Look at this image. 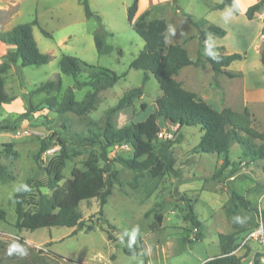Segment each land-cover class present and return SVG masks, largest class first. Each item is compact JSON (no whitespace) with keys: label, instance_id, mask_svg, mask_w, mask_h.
<instances>
[{"label":"rangeland","instance_id":"obj_1","mask_svg":"<svg viewBox=\"0 0 264 264\" xmlns=\"http://www.w3.org/2000/svg\"><path fill=\"white\" fill-rule=\"evenodd\" d=\"M258 1L235 0L237 13H234L230 7L216 9L221 0H137V12L132 22L144 11L151 10L146 21L164 20L166 45L184 48L191 62L197 59L199 32L185 15L198 22L200 30L208 26L222 29L224 36H207L206 52L241 55L242 60L228 67V71L236 76L215 75L204 62L203 68L191 65L181 69L174 79L184 90L194 93L213 109L220 111L221 107H226L239 112L245 92L264 89V67L260 53L255 49L256 45L261 46L264 25L260 16L252 20L245 16L246 9ZM87 2L91 12L100 20L86 19L77 0H0V33L36 21L37 25L32 27L33 38L39 51L50 57L46 65L14 66L3 75L4 92L13 100L0 105V129H6L0 132V164L7 167L13 180L0 183V210L5 213V218L0 219V264H33L35 257L47 264H143L144 260L146 264H202L219 254V234L233 235L234 254L241 258V264H253L255 253L261 254L259 264H264V243L246 240L259 222L264 234L263 210L254 203L250 204L257 208V215L238 208L235 228L231 215L226 213L231 191L241 196L246 194L250 201L256 200L259 187L252 186L250 180H258L263 161L244 159L240 147L234 142L227 155L195 154L193 149L202 135L199 127H179L162 120L159 121L162 129L158 138L173 142L171 154L175 160V174L166 172L160 178H152L147 172L136 174L113 163L111 169L116 173V179L102 215L98 214V200H91L80 203L82 225L75 232L68 228L18 232L13 227L16 214L9 199L27 178L45 185L47 176L38 166H48L58 156V134L88 136L89 130L104 125L108 112L117 106L125 93L140 87V96L134 98L129 107L114 112L109 118L116 129L141 122L155 111V101L162 94L152 75L149 74L148 81L142 84L143 72L129 69L144 47L127 22V10L133 0ZM41 30L48 33L49 38L44 37ZM95 32L106 33L105 42L112 47L110 54H97L93 39ZM4 48L0 44V61ZM62 56L74 57L94 70L105 68L124 76L113 87L98 94L99 102L94 110L81 117L73 113L57 117L47 109L45 100L54 97L61 102L66 88L73 85L70 77L60 74L58 61ZM58 76L61 81L59 91L31 94L45 82L56 81ZM78 80H86V73ZM88 91L91 88L75 90V100L81 101ZM28 102L33 107L32 114L28 120L18 123L17 116L26 111ZM249 106L260 125L255 122L252 126L264 134V102L250 100ZM41 141L47 142L48 149L37 162L34 157ZM6 143H11L19 154L15 161L4 159L2 149ZM254 143L260 144L258 141ZM75 151L78 155L66 161L62 172L64 179L59 186L70 179L73 168L82 173L77 184L85 182L84 162L89 158H95L99 167L104 165L98 145ZM117 155L130 158L131 151L121 147L108 151V158ZM35 190L32 188V193ZM40 191L46 196L52 193L45 187ZM188 205L201 224L199 231L185 219ZM154 213L161 215L162 221L160 228L152 231L150 225ZM107 235L111 237L110 241ZM125 239L139 248L137 255L124 254L128 248ZM13 244L25 249L27 255L21 256L17 252L9 255Z\"/></svg>","mask_w":264,"mask_h":264},{"label":"trees","instance_id":"obj_2","mask_svg":"<svg viewBox=\"0 0 264 264\" xmlns=\"http://www.w3.org/2000/svg\"><path fill=\"white\" fill-rule=\"evenodd\" d=\"M82 7L86 19L95 18L100 20L97 14L91 12L87 0H77ZM176 2V0H173ZM137 0L127 10V22L134 33L143 41L144 47L137 57L131 62L129 69L143 72L142 84L148 81L149 74L153 76L161 91V96L155 101V111L141 122H136L122 128H114L109 115L116 111L127 108L131 101L141 94V87L134 88L125 93L119 100L117 106L108 112V117L102 127L88 131V136L80 134H58V146L60 152L53 158L48 166L38 169L43 171L47 180L42 186L38 182L27 178L25 182L17 188L11 195L9 201L14 206L16 221L13 227L18 231H35L43 228H68L76 229L82 225V215L79 210L81 202L98 200V214L102 215L103 207L107 202V197L111 195V190L116 179V173L111 166L117 163L123 168L142 174L147 172L152 178H160L166 172L175 174V160L171 154L173 142L161 140L158 134L161 132L160 120L179 127H199L202 135L198 144L194 147L195 154H208L223 156L227 155L232 142L236 143L244 159L250 161H264V134L257 131L253 126L252 117L247 109L243 112H234L225 108L221 111L213 109L210 105L198 98L194 93L184 90L174 79L179 71L185 67L194 65L204 67V62L210 66L215 75H226L229 78L234 76L225 72L224 69L235 61H240L243 57L239 54L213 55L206 52L207 36H224L225 32L214 26H208L205 30H200L199 23L185 15L190 24L199 32V48L195 62H191L184 48L179 45H166L165 32L166 24L162 19H152L146 21L151 10L141 13L136 21L133 18L137 12ZM230 7L237 13L235 0H221L215 6L216 9ZM264 7V0H259L249 6L245 11L248 20H252L254 14ZM37 22L19 24L8 32L0 33V44L7 47L5 54L0 61V105L9 103L13 98H9L4 92L3 75L14 66L20 68L39 67L49 63L50 57L39 51L32 35V27ZM44 37L49 38L48 33L41 30ZM105 32H95L94 46L97 54L108 55L112 52V47L105 42ZM260 62L264 67V35L260 48ZM60 74L70 77L73 85L67 87L61 102H57L54 97L47 98L45 104L48 110L53 111L57 117L65 113H73L76 116H84L99 102L98 94L113 87L124 75H116L105 68L94 70L78 59L71 56H62L58 61ZM86 73V80L79 81L78 77ZM61 81L58 76L56 81H47L31 91L32 95L40 93H50L59 91ZM89 87L91 91L86 92L81 101H76L74 91ZM33 107L27 103L24 113L17 116V122L28 120L32 114ZM65 128V126H62ZM15 128L13 127L12 130ZM1 128L0 132L5 131ZM254 141L260 142L256 145ZM98 145L100 157L104 162L103 167L97 165L95 158H89L84 162L85 182L77 184V179L82 175L79 169L73 168L70 172V179L62 181L63 169L66 161L78 155L77 148ZM126 146L131 151L130 158L115 156L108 158V151L116 147ZM70 147V149L68 148ZM48 144L41 141L38 154L34 157L38 162L41 154L46 152ZM2 155L7 161H15L19 154L13 150L11 143L3 145ZM264 175V164L261 167ZM13 180L6 166L0 164V183H8ZM42 187L47 188L52 193L46 196L41 193ZM36 192L32 193L31 189ZM244 209L248 212L259 214L256 207L244 199L243 196L234 191L230 192L226 213L231 215L232 227L237 226L236 210ZM185 219L191 225L200 230L201 224L195 218L192 207L188 205ZM147 215V214H146ZM5 218V213L0 210V219ZM154 221L150 225L152 231L158 230L162 217L154 213ZM90 230V229H89ZM110 241L111 237L107 235ZM23 243V240H19ZM128 248L123 252L127 256L137 255L139 248L130 244L129 239H125ZM219 254L208 259L202 264H241V258L235 253L236 244L233 235H218ZM53 257L60 258L57 254L51 253ZM261 254L255 253L253 264L260 263ZM36 260V261H35ZM47 264L43 259L33 260V264ZM143 264H146L144 260Z\"/></svg>","mask_w":264,"mask_h":264},{"label":"crops","instance_id":"obj_3","mask_svg":"<svg viewBox=\"0 0 264 264\" xmlns=\"http://www.w3.org/2000/svg\"><path fill=\"white\" fill-rule=\"evenodd\" d=\"M263 10H264L263 7L260 8V10H259L258 12H256V13L254 14L253 18H252V19H254V18H256L257 16H260V17H261V21H262V25H264V12H263ZM260 38H261V40H262L263 35H260ZM1 45H2V44H1ZM3 47H5L4 49H5V52H6L7 47L4 46V45H3ZM260 47H261V46H260ZM260 47H259L258 45H256V47H255L256 51H259V53H260ZM1 49H3V48H1ZM5 52L2 53V55H4ZM0 55H1V52H0ZM230 65H231V64H230ZM228 67H229V66H228ZM228 67L225 68L224 71L227 72V73H229V74H231V75H233V76H236V75H234V74H232L231 72L228 71ZM221 75H223V74H220V75H218V76H221ZM225 76H226V75H225ZM250 100H251V102H252L253 100H257V101H261V100H262V103H263V102H264V89L260 90V92H245V100H244V103L242 104L241 111H239V112H243L244 109H247V110L249 111L251 117H252L253 123L258 122V126H260V125H259V121H257V118L255 117L254 113L252 112V109H250V106H249V102H250ZM223 104H224V102H223ZM221 106H224V105H221ZM221 108H222L221 110H223V109H225L226 107H221ZM221 110H220V111H221ZM252 125H253V124H252ZM263 164H264V161L261 163L260 168H259V171H258V175H259V176H258V180H257V181H256V180H250V183H251L252 186L257 185V186L259 187V188H258V196L256 197V200H254V201H250V200L248 199L249 197H248L246 194H243V197H244V199L247 200L249 203H254V204H256L257 208L262 209V210H263V213H264V175H263L262 172H261V167H262ZM247 192H248V189H247ZM261 214H262V213H261V211H260V215H261Z\"/></svg>","mask_w":264,"mask_h":264},{"label":"built area","instance_id":"obj_4","mask_svg":"<svg viewBox=\"0 0 264 264\" xmlns=\"http://www.w3.org/2000/svg\"><path fill=\"white\" fill-rule=\"evenodd\" d=\"M118 148V147H116ZM121 148H126V146H121ZM247 239H252L254 241H256L259 244H263L264 243V234H263V230H262V225L261 222L258 223V225H256L251 232L249 233V235L247 236Z\"/></svg>","mask_w":264,"mask_h":264},{"label":"clouds","instance_id":"obj_5","mask_svg":"<svg viewBox=\"0 0 264 264\" xmlns=\"http://www.w3.org/2000/svg\"><path fill=\"white\" fill-rule=\"evenodd\" d=\"M134 235H135V233H133V236ZM13 252H17L21 256L27 255V251L25 249H23L22 247H20L19 245H16V244H13L10 246L9 255H11Z\"/></svg>","mask_w":264,"mask_h":264}]
</instances>
